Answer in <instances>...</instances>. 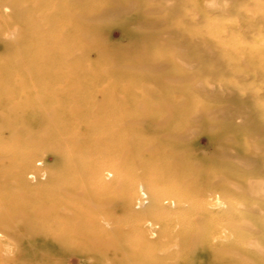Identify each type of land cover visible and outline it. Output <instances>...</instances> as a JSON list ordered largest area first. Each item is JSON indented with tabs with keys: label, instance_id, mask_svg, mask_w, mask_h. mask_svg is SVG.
I'll return each instance as SVG.
<instances>
[{
	"label": "rangeland",
	"instance_id": "1",
	"mask_svg": "<svg viewBox=\"0 0 264 264\" xmlns=\"http://www.w3.org/2000/svg\"><path fill=\"white\" fill-rule=\"evenodd\" d=\"M0 264H264V0H0Z\"/></svg>",
	"mask_w": 264,
	"mask_h": 264
},
{
	"label": "bare ground",
	"instance_id": "2",
	"mask_svg": "<svg viewBox=\"0 0 264 264\" xmlns=\"http://www.w3.org/2000/svg\"><path fill=\"white\" fill-rule=\"evenodd\" d=\"M247 119H248V118H247ZM243 122H244V121H243ZM242 124H244V123H242ZM244 159H245V158L241 159V160H242V162H244V163H243V165H244L245 163H246V164L248 163V161H247V162H245V161H244ZM252 161H253V160H252ZM252 161H251V162H252ZM246 164H245V165H246ZM249 164H251V165H252V163H249Z\"/></svg>",
	"mask_w": 264,
	"mask_h": 264
}]
</instances>
